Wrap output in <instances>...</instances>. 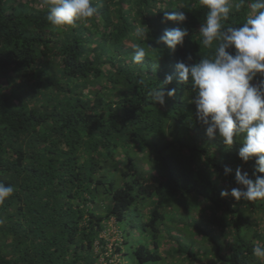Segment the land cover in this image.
<instances>
[{
	"label": "trees",
	"instance_id": "obj_1",
	"mask_svg": "<svg viewBox=\"0 0 264 264\" xmlns=\"http://www.w3.org/2000/svg\"><path fill=\"white\" fill-rule=\"evenodd\" d=\"M236 2L225 27L247 18L252 0ZM41 4L0 0V182L14 187L0 204V264H122L126 253L132 264L158 262L167 213L218 263L264 264L253 255L264 245V199L221 196L240 187L237 169L255 180V158L239 157L240 140L207 135L176 68L212 55L199 32L207 9L198 0H92L95 17L63 28ZM174 11L186 20L165 21ZM176 27L188 35L172 52L160 37ZM137 46L143 64L133 63ZM168 75L175 96L160 105L149 92ZM193 205L201 217L176 215Z\"/></svg>",
	"mask_w": 264,
	"mask_h": 264
},
{
	"label": "clouds",
	"instance_id": "obj_2",
	"mask_svg": "<svg viewBox=\"0 0 264 264\" xmlns=\"http://www.w3.org/2000/svg\"><path fill=\"white\" fill-rule=\"evenodd\" d=\"M207 9L205 21L199 32L202 45L214 51L211 56L195 64L179 62L176 68L182 83L191 85L195 92L197 116L206 133L214 137L219 132L226 145L240 140L243 146L239 157L248 162L255 158V180L247 172L236 171V183L240 187L221 192L222 197L231 195L237 201H257L264 199V79L253 84L258 74L264 75V0H252L247 18L240 27H225L234 10L241 4L236 0H198ZM42 7L49 9L47 20L56 27H74L97 15L92 0H42ZM165 21L182 23L186 16L181 11L165 12ZM135 34L144 39V27L137 26ZM188 35L186 28L176 27L166 30L160 37L167 47L175 52L184 45ZM151 47V46H150ZM234 49L233 52L229 51ZM146 50L137 46L133 63L143 64ZM191 60V56L188 57ZM171 75L154 86L149 95L155 103L165 104V96H175V89L167 90L165 85L172 82ZM231 169L225 167V174ZM14 193V187L0 182V204ZM253 255L264 262V245L255 244Z\"/></svg>",
	"mask_w": 264,
	"mask_h": 264
},
{
	"label": "rangeland",
	"instance_id": "obj_3",
	"mask_svg": "<svg viewBox=\"0 0 264 264\" xmlns=\"http://www.w3.org/2000/svg\"><path fill=\"white\" fill-rule=\"evenodd\" d=\"M184 208H182V213L180 211L176 212V215L179 216L180 218H182L184 221H186L187 217H190V214H195L197 213L196 217H201L200 214V209L198 208V205H193L190 208V212H183ZM205 212L209 213L208 209H205ZM190 213V214H189ZM167 222L166 224H168L169 226H166V228H168L170 230V232H165L164 237L162 238L161 242H162V256L163 259L161 261L158 262H147L146 264H173L172 261L174 259H176L174 254V250L175 248H181L182 245H180L181 243H185L186 246H183V252L184 250L188 249L190 250V252L193 253V255H189L186 252H184V255L186 254V257L181 258L180 260H178V264H227L226 262H217L216 258L211 255V251L212 249H209L207 246V242H205V240H201V241H195L192 240L190 238H183L184 233H180L178 229L173 228L176 226V218H174L172 216V214L167 213ZM260 227L263 229V231L261 230V233L264 234V219H261L260 222ZM186 232V231H185ZM190 232H186V236L189 234ZM252 233V231L250 232ZM170 236H172L175 240L172 241L170 240ZM116 236L111 237V241L115 239ZM177 241H179L180 243H178ZM191 242H193L191 244ZM182 249L180 251H182ZM226 251H228L226 249ZM223 252V251H222ZM102 260V259H101ZM122 264H132V262L129 259V255L126 253L123 257H122Z\"/></svg>",
	"mask_w": 264,
	"mask_h": 264
},
{
	"label": "crops",
	"instance_id": "obj_4",
	"mask_svg": "<svg viewBox=\"0 0 264 264\" xmlns=\"http://www.w3.org/2000/svg\"><path fill=\"white\" fill-rule=\"evenodd\" d=\"M172 255H175V257H176V259H174L172 261L173 264H178L179 263L178 260H180L183 257H186V254L184 255L183 251L174 252V254H172Z\"/></svg>",
	"mask_w": 264,
	"mask_h": 264
}]
</instances>
